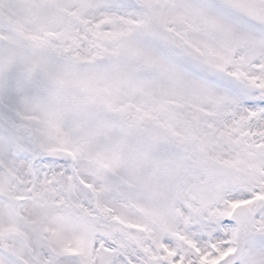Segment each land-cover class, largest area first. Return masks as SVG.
I'll return each instance as SVG.
<instances>
[{"label": "snow or ice", "instance_id": "1", "mask_svg": "<svg viewBox=\"0 0 264 264\" xmlns=\"http://www.w3.org/2000/svg\"><path fill=\"white\" fill-rule=\"evenodd\" d=\"M0 264H264V0H0Z\"/></svg>", "mask_w": 264, "mask_h": 264}]
</instances>
